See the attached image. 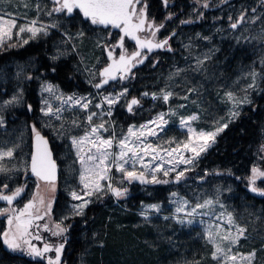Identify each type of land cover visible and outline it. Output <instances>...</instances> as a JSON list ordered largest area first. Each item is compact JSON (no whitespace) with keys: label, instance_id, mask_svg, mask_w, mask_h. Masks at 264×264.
I'll use <instances>...</instances> for the list:
<instances>
[{"label":"rangeland","instance_id":"1","mask_svg":"<svg viewBox=\"0 0 264 264\" xmlns=\"http://www.w3.org/2000/svg\"><path fill=\"white\" fill-rule=\"evenodd\" d=\"M55 7L57 6L53 0H0V19L8 22L15 21V26L10 31V37H4L0 40V50L6 46L20 47L25 44V41L29 42L40 38L44 40L54 37L56 40L51 44L50 48L54 50L55 58L74 54L77 66L80 67V72L92 86V89L85 94L64 92L60 87L44 77L43 69L42 77L38 74L34 75L38 100V112L35 117L37 126L35 128L37 131L47 132L55 143L60 154L59 158L64 166V175L59 182L46 183L34 177L26 178L29 173V161L25 146L26 126L21 124V127L16 129V125H14L13 128L9 129L13 132L7 133L5 116L7 110L10 112V110L22 108V105L28 106L23 97V84L25 80L32 78V67L35 69V66L32 63L30 64L31 68L26 64H16L6 69L7 76L11 77L15 88L9 96L0 97V152L11 149L13 150V155L0 158V168L4 169V171H0V192L5 195H12L18 188L22 189V192L19 199L11 205H8L6 201H0V209H23L25 204L29 202H33L34 208L32 209V226L28 230L31 235L25 237L28 244L21 243V248L17 250L9 249L4 243L3 237V233L10 229L8 216L12 213L9 211L5 214H0V217L3 218V229L1 231L3 246L14 254L44 261L48 264L49 259L55 260L56 258L55 248L63 245L59 262V264H62L61 257L65 248V241L69 237L64 235L65 227L70 223L68 219L82 216L86 207L93 200L105 196L107 192H112L108 187L109 184H111L112 188L118 189L123 193L121 196L114 195L113 202L117 205L120 204L122 198L135 194V189L144 191L149 186L167 184L172 189L168 193L166 203H140L138 211L141 216L160 215L164 218H171L181 224L201 225L206 238L213 247V254L216 253L217 247L223 249L224 253H226V255L218 254L217 256L216 260L220 261L221 264H264V231L261 233L262 235L254 234L235 220L234 214L229 209L231 207L227 202L225 189L223 190L221 185L207 187L202 192L194 191L190 193L189 197L181 195L176 189L177 173L182 171L185 176L187 171L194 167L197 159L214 144L216 136L221 131L215 136L214 141H209L210 146H207L205 151L200 152L199 156H196L195 152L191 150H185L183 144L188 143L191 136L192 143L196 146V150L199 151L200 147L205 146L203 140L199 138V133L216 132L218 127L227 125L237 117L240 110L249 101V92L251 91L249 85L255 86L256 75L253 76L254 72L250 70L236 77L223 92L216 90V93L220 92L215 98L217 107L214 111L208 112L203 109L202 103L195 95L196 93H193L194 95H180L175 83V79L180 77V73L177 70H172L166 73L164 83L161 86H154L151 91H142L140 98L143 105L140 109L133 108L131 112H126V106L128 105L127 89L113 90L95 86L98 81L99 68L105 63L102 51L106 36L111 34L110 31L103 32L92 26H84L82 30H77V24L75 27L76 31L71 33L67 29L70 26L68 21L54 14L53 9ZM227 8L236 10L234 5H228ZM33 21H35V24H33ZM4 26L7 27V25ZM20 27L25 29L35 27L41 30L33 36L27 30L20 32ZM253 33L256 36L254 42L258 43L260 41L258 36L264 35V29L260 28ZM84 35H87L91 39L89 40L92 41L90 42V51H87L83 44L85 42ZM58 39L60 40L57 41ZM115 41H117V37L112 43ZM182 41L183 37L181 35L175 38V42L181 44L182 50L185 48L187 51L184 59H188L186 63L189 68L195 73L208 75L204 69L207 62V50L202 49L198 44L189 45V43L185 44ZM107 44L110 43L107 42ZM81 50L86 51L87 56H83L80 53ZM212 77L214 76L209 75L207 81H217V79ZM49 86H51L53 91H44ZM168 93L171 95L168 101H165L163 96ZM229 93L232 94V99H229ZM69 97H72L73 100H79L80 104L69 101ZM108 100L115 102L109 104ZM83 104H87V108L82 107ZM49 106L52 108V114L46 116L42 109L46 110ZM56 109H60V111L57 113ZM93 113L95 115H92ZM234 113L235 115H233ZM90 115H92L91 121L88 119ZM161 116H163V120L166 123L160 121L159 118ZM192 117H195V119H190ZM152 121L156 123H151ZM181 121H186L187 123L182 124ZM100 125H103V127L99 128L96 136L101 139L112 140V147L107 149L111 155L106 161V165L109 167L108 177L110 179L101 181L103 187L99 192L83 197L84 200L89 202L83 208L82 213L77 214V209L74 206L81 204L83 201L73 199L72 193L76 192L83 195L85 191L84 185L80 180L81 173L84 170L80 157L86 158L89 154L99 155L96 147L87 141H96V136L91 135V132L93 127ZM130 128L140 137L139 140L137 136L129 135ZM189 128L192 129L191 133H189ZM150 131H155L156 135H149ZM141 133L143 134L141 135ZM82 137H87L84 143L73 144L74 139L79 140ZM125 138H127L130 145H138L140 148L145 145H151L157 150L152 152L149 149L147 155L143 152L139 153L144 157L143 162L149 165L147 170L141 167L140 162L133 163L131 159L128 160L127 164H124V167L129 171L135 170L137 173L144 171L145 179L149 181L148 183H141L139 180L129 181L124 173L116 170L113 159L121 151L119 143ZM96 142L98 143V141ZM173 149H178V151L169 156L168 153L172 152ZM153 156L156 158L153 159ZM193 157L195 159L191 164L180 162L182 158ZM91 163L89 162V164ZM156 166H159L161 171L155 172L154 175L161 183L151 182L152 169ZM253 169L264 172V168H260L258 165ZM164 171H168L167 176L164 175ZM17 177L20 178L19 181L23 180L22 184L9 187V189L3 187V182L14 180ZM163 181H168V183ZM250 187H252L251 183ZM255 187L264 189V177L255 178ZM59 191L60 193L62 192L61 195L65 201V206L64 209H57L54 212L55 198ZM206 200H210L212 203L204 208H197L193 215H188L192 208H195L197 204H204ZM41 201L43 202L41 203ZM153 205L158 206V208H153ZM178 207H183L184 210L177 212ZM36 216H40L42 219H36ZM229 216L232 219L231 224L228 223ZM256 218H261V216L257 215ZM57 225H59V228H57ZM60 229H63V231H60ZM238 229H244L242 235H240ZM37 236L40 238L36 239ZM210 236L211 239L209 238ZM224 237H228V239H224ZM254 238L261 241L260 246L255 250L244 251L242 248L245 244L252 243ZM233 241L235 242L233 243ZM30 245L38 249H43L45 245H48L52 250L44 253L42 257H37L30 254ZM229 249H231L230 252L228 251ZM253 252L255 256L251 260L247 259L249 254ZM233 255L236 256L235 261L227 259V256Z\"/></svg>","mask_w":264,"mask_h":264},{"label":"trees","instance_id":"2","mask_svg":"<svg viewBox=\"0 0 264 264\" xmlns=\"http://www.w3.org/2000/svg\"><path fill=\"white\" fill-rule=\"evenodd\" d=\"M145 1L151 13L154 12L156 16L157 13L161 14L159 9L163 8L162 0ZM168 1L171 9L165 12L171 13L173 19L165 22V28H169L176 37L181 35L182 43L198 44L207 50L204 69L208 75L196 74L189 68L186 63L188 59H184L187 51L185 48L182 50L181 44L176 42L173 52L161 58L156 67L143 70L142 91H151L154 86H161L166 73L177 70L180 77L175 79V83L180 95L196 93L203 109L211 112L217 107L215 98L220 92L216 93V90L223 92L229 83L247 71L252 70L256 75L255 86L250 87L249 101L216 136L214 144L197 159L194 167L176 183V189L181 195L189 197L194 191L202 192L207 187L221 185L235 220L254 234H261L264 231V196L252 192L250 182L253 179V168L256 165L264 168V35L258 36L260 41L256 43L253 33L260 28L264 29V0ZM228 5H234L236 10L228 9ZM241 13H244V20L233 29L231 24L239 19ZM81 26L76 29L82 30L85 24L81 23ZM67 29L71 33L76 31L75 28ZM84 37L83 44L90 51L92 41L87 35ZM55 40L54 37L44 40L40 38L20 47L6 46L0 50V97L9 96L15 88L13 80L7 76L8 67L26 64L31 68V63L35 66V69L32 67V78L23 84V97L30 111L28 106L22 105L20 109L7 110L5 115L7 133L13 132L9 129L14 125L16 129L21 124L26 126L28 161L32 129L37 126L35 117L38 112L34 75L42 77L43 69L44 77L64 92L85 94L92 89L80 72L74 54L55 58L54 50L50 48ZM85 52L81 50L80 53L87 56ZM209 75L217 81H207ZM43 133L49 138L60 169L59 182L64 175V166L55 143L47 132ZM19 180L17 177L2 185L6 184L9 189L23 183V180ZM147 188L144 191L135 189V194L122 198L119 205L113 202L115 194L107 192L105 196L93 200L82 216L68 219L70 223L65 227L64 235L69 237L65 241L61 263L221 264L213 259V247L201 225L181 224L160 215H140V203L165 204L172 189L167 184ZM61 194L59 191L55 198L54 212L64 209L65 201ZM257 215L261 218H256ZM2 220L0 217V264H46L7 250L1 240ZM260 244L261 241L254 238L252 243H246L242 249L255 250Z\"/></svg>","mask_w":264,"mask_h":264},{"label":"snow or ice","instance_id":"3","mask_svg":"<svg viewBox=\"0 0 264 264\" xmlns=\"http://www.w3.org/2000/svg\"><path fill=\"white\" fill-rule=\"evenodd\" d=\"M54 2L57 4V7H55L53 10L55 12H61L63 10H66L68 13H72L73 9H79L80 12H82L83 16L91 21L93 25H104L108 26L111 25L113 28H119L121 32L124 34L121 37V44L119 46H122V42L124 37H128L136 42V45L138 48L143 49L147 48L149 51H151L153 48H161L163 47L167 41H164L162 43H156L153 44L151 41L148 40H141L137 33L144 30L145 26V12L143 8L137 9L136 5L141 2V0H54ZM205 7H208L207 4L204 5ZM244 13H241V16L239 19L231 24V27L235 29L239 23L243 22L244 20ZM231 19V17H230ZM138 21V22H137ZM33 24H35V21H33ZM4 25H7L5 27ZM15 26V21H3L0 19V40H2L4 37H10V31L11 28ZM148 28H153L154 26L152 24L147 25ZM25 30L32 33L33 36L37 34L38 31L41 29H37L35 27H28L25 29L24 27H20V32H24ZM152 35H155V31H153ZM27 41H25L26 43ZM109 58L112 57V52L109 51L108 53ZM140 56V52H134L132 55H125L121 54L119 57V60L114 61L112 64H110L108 67L104 68V70L100 73L102 77H106L102 81V83H107L109 79H115V72L116 71H128L130 70L131 62L133 60H136L137 57ZM142 62V61H139ZM255 74L253 73V76ZM123 79V77H121ZM97 88H99L101 85L97 84L95 85ZM253 85H249V87H252ZM44 91L52 92L53 89L51 86L44 89ZM123 95V93H121ZM171 94H165L163 96V99L165 101H168L169 96ZM229 99H232V94H228ZM107 99V98H106ZM69 101H73L75 104H80L79 100H73L72 97L68 98ZM113 100H108L109 104L114 103ZM67 103V101H65ZM138 101L136 99H133L130 104L128 105L129 111L132 109V105L137 104ZM87 104H83L82 107L87 108ZM99 107V105H97ZM44 112V115H50L52 114V108L51 106L47 107V109H42ZM60 109H56V112L58 113ZM92 115H95L93 113ZM92 115L88 117L89 121L92 119ZM235 115V113L233 114ZM160 121L163 123H166V121L163 120V116H161ZM190 119H195V117H192ZM151 123H156L155 121H152ZM182 124H186V121H181ZM103 125H100L98 127H93L91 135L96 136L99 128H102ZM144 127V126H142ZM223 127H227V125H223L222 127H218L216 132L213 133H199V138L203 140L204 147H200L199 151L196 150V146L192 143L191 136L189 137V142L183 144V148L185 150H191L195 152L196 156H199L200 152H203L206 150L207 146H210L209 141H214L215 136L223 130ZM33 132L35 133V140H36V151L32 155V173L39 177L42 180L47 181H53L55 179V164L51 160V154L47 150V141L40 135V132L36 130L35 127H33ZM192 132V129L189 128V133ZM143 133H141L142 135ZM149 135L155 136V131H150L148 133ZM129 135L130 136H137L136 132L133 131V129H129ZM139 136H137V139L139 140ZM87 140V137H82L79 140L74 139L73 144L78 145L82 144ZM98 141V143L96 142ZM96 141L88 140V143L93 144L94 147H96V151L99 155L96 154H89L86 158L80 157L81 164L84 166V170L81 173L80 180L81 183L84 185V193L83 195H80L76 192L72 193L73 199L76 200H82L83 202L79 205L74 206L77 209V214H81L83 211V208L87 205L89 202L88 200H84L83 197L85 196H91L94 192H99L103 185L101 184V181L105 179H110L108 177V171L109 167L106 165V161L108 160V157L111 155L107 151V149L112 147V140L108 139H101L99 136H96ZM119 148L121 151L114 156L113 163L115 165V168L117 171L124 173L125 177L129 180H139L141 183H148L149 181L145 179V172L140 171L137 173L135 170L129 171L124 167V164L128 163V160L131 159L133 163L140 162L141 167L145 170L148 169L149 165L145 164L143 162L144 157L140 155V152H143L145 155L148 154L149 149L152 152H156L157 150L153 148L151 145H145L143 148H140L138 145H130L127 138L124 140H121L119 143ZM178 151V149H173L172 152H169L168 155L171 156L172 153ZM13 155V150L9 149L5 152H0V158L2 157H11ZM79 155V152H78ZM156 157L153 156V159ZM195 157L193 158H182L180 162L191 164L193 163ZM89 162H92L89 164ZM122 162V163H121ZM0 171H4L3 168H0ZM153 175L151 182L152 183H161V181L156 179V176L154 175L155 172L161 171L159 166H156L152 169ZM164 175H168V171H164ZM184 176V172H178L176 175V181L178 182L182 177ZM256 177H264V172H260L257 169H253V180L250 182L252 184L251 191L258 193L261 196H264V189H259L255 187V178ZM164 183H168V181H163ZM4 188H7L8 186L5 184L3 186ZM109 189L116 195L121 196L123 193L119 191L118 189L112 188L111 184L108 185ZM22 192V189L18 188L12 195H5L0 192V201H6L8 205H11L14 201V199L19 196ZM175 195V193H173ZM43 201H41L42 203ZM186 203V202H184ZM212 201L206 200L204 204H197L195 208H192V210L188 213V215H193L197 208H204L208 205H210ZM50 207V205H49ZM153 208H158V206L153 205ZM34 208L33 202H29L28 204H25L23 209H0V214H5L9 211H11V215L8 216V224L10 226L9 231H6L3 233L4 237V243L7 245L9 249L17 250L21 248V243L28 244V241L25 239L26 236L31 235V233L28 231L29 228L32 226V209ZM183 207H178L177 212L183 211ZM36 219H42L40 216H36ZM183 222V221H181ZM191 223V221H189ZM228 223H232L231 216L228 218ZM57 228H59V225H57ZM60 231H63V229H60ZM238 232L240 235L243 234L244 229H238ZM58 234V233H54ZM40 237L37 236L36 239H39ZM211 239V236L209 237ZM224 239H228V237H224ZM235 241H233L234 243ZM63 248V245L55 248L56 252V258L55 260L49 259L48 264H59L60 262V253ZM52 249L45 245L43 249H38L35 246L30 245V254L42 257L44 253L51 251ZM229 252L231 249L228 250ZM218 254H223L224 250L217 247L216 253L213 254V259H217ZM255 256V253L249 254V257L247 259L251 260L252 257ZM227 259L236 260V256H227Z\"/></svg>","mask_w":264,"mask_h":264},{"label":"flooded vegetation","instance_id":"4","mask_svg":"<svg viewBox=\"0 0 264 264\" xmlns=\"http://www.w3.org/2000/svg\"><path fill=\"white\" fill-rule=\"evenodd\" d=\"M162 1H163V8L159 9V12H161V14L159 15L157 11H155V13H157V16L156 14H154V12L151 13V10L148 8L147 2L145 0H141V2L136 5L138 10L140 8H143L145 12L144 30L138 32V34L142 38L151 39L152 41H155L157 43H162L164 41H167V43L163 47L159 48L158 50L150 54L147 51H142L140 53V56L137 57L136 60H133L131 62L130 70L124 72L116 71L115 72L116 78L109 79L107 83H102V81L106 79V77H102L100 73L104 70V68L108 67L114 61L119 60L121 54L129 55V56L132 55V53H134L137 50L136 45L128 37H124L122 46H119L121 44V37L123 36L119 28H113L111 25L108 26L93 25L90 20H88L83 16L82 12H80L79 9H73L72 13H68L66 10H63L61 12L54 11L55 15L60 16L65 21H68V24L70 25L69 27L71 28H75L77 24H78V28L79 26L82 27L81 23H83L85 24V26H92L103 32L110 31L111 34H108L109 36L108 35L106 36V42L103 46V50H104L103 56L105 63L99 68L98 81L96 85L100 84L101 86L99 88H108L113 90L124 89V88L127 89L126 96L128 99V105L133 99H136L138 101L137 104L132 105V109L136 108L138 110L143 105L140 98V94L142 93L141 75L143 70L145 68L148 69L149 67H156V65L159 63V60L163 58L167 53L173 52V49H175L176 47V42L174 41L176 34H173L172 31L169 30V28H165V22L173 19L172 15H170L171 13L168 14L165 12L170 8L171 3L168 0H162ZM148 24H152L154 27L148 28L147 26ZM153 31H155L154 36L152 35ZM116 37H117V41L112 43V41ZM107 42L110 44H107ZM105 48H107L108 50L107 53L105 52ZM109 51L112 52L111 59L109 58L108 55ZM144 55L148 56L147 59L145 60L144 63H139L140 59ZM121 77H123V79ZM134 84L135 87H133ZM128 105L126 106L127 107L126 112H129Z\"/></svg>","mask_w":264,"mask_h":264},{"label":"water","instance_id":"5","mask_svg":"<svg viewBox=\"0 0 264 264\" xmlns=\"http://www.w3.org/2000/svg\"><path fill=\"white\" fill-rule=\"evenodd\" d=\"M120 31H121V30H120ZM121 34L124 35L122 32H121ZM137 36H138L141 40H148V41H151L153 44H156V43H157V42H155V41H152L151 39H145V38L140 37L138 33H137ZM129 39H130V38H129ZM130 40L136 45V42H135L134 40H132V39H130ZM136 47H137V45H136ZM158 49H159V48H153L151 51H149L147 48L140 49V48L137 47V50H136L135 52L139 51V52L141 53L142 51H147V52L150 54V53H152V52H154V51H156V50H158ZM105 52H106V53L108 52L107 48H105ZM147 57H148L147 55H144V56L140 59V61H142V62H139V63H144L145 60L147 59ZM39 132H40V135H41V136L47 141V150H48V152L51 154V160H52V162L55 164V179H54L53 181L42 180V179H40L39 177H37L36 175H34V174L32 173V168H31V165H32V155H33V154L35 153V151H36L35 133H33V134L31 135V153H30V158H29V173H28V175L26 176V178H32V177H34V178H37V179H39L40 181H43V182H46V183H49V182H56V181L58 180L59 176H60V169H59L58 163H57V161H56V159H55V157H54V153H53V150H52V148H51V144H50V141H49L48 136H47L46 134H44L42 131H39ZM19 196H20V195H19ZM19 196H17V197L14 199L13 202H16V201L19 199Z\"/></svg>","mask_w":264,"mask_h":264}]
</instances>
